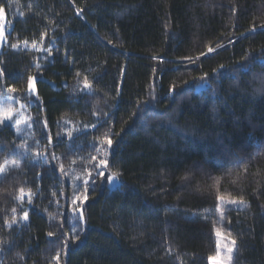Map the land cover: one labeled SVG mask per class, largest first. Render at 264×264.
I'll use <instances>...</instances> for the list:
<instances>
[{"label": "trees", "instance_id": "1", "mask_svg": "<svg viewBox=\"0 0 264 264\" xmlns=\"http://www.w3.org/2000/svg\"><path fill=\"white\" fill-rule=\"evenodd\" d=\"M0 9V264H264V0Z\"/></svg>", "mask_w": 264, "mask_h": 264}, {"label": "rangeland", "instance_id": "2", "mask_svg": "<svg viewBox=\"0 0 264 264\" xmlns=\"http://www.w3.org/2000/svg\"><path fill=\"white\" fill-rule=\"evenodd\" d=\"M9 31V28L7 27V19H6V14L3 10L2 13H0V32H3L4 38L0 39V50L2 49V46L6 42V33ZM202 86H198L197 90H201ZM20 104H16L13 98H6L3 100L0 104V110H7V109H12L13 110V121L12 122H5V123H11L14 126L19 127V134L26 133L28 130H30V125L28 124V116L26 112L22 109H20ZM16 119H19L21 123L17 126L15 125L14 121ZM4 123V124H5ZM3 124H0V126ZM12 166V165H9ZM118 185V180L112 179V181L109 183L110 188H115ZM222 206L225 207H234V208H243L244 206H238V205H231L227 204L226 202L221 203ZM220 232V231H219ZM222 234V232H220ZM219 241L220 247H217V252L216 255L213 259L209 260V264H217V261L220 262V264H232V259L234 256V251L232 253L227 252V247H232L231 245V240L227 239L224 237L222 234L221 236H217L216 234V245L217 242ZM227 245V247H225ZM219 252V256L217 255ZM231 256V260L228 259V257Z\"/></svg>", "mask_w": 264, "mask_h": 264}, {"label": "snow or ice", "instance_id": "3", "mask_svg": "<svg viewBox=\"0 0 264 264\" xmlns=\"http://www.w3.org/2000/svg\"><path fill=\"white\" fill-rule=\"evenodd\" d=\"M3 12V9H0V13ZM4 38V34L3 32H0V39H3ZM15 47V45L13 46ZM209 51H212V49L210 48ZM28 87H29V91L30 93H33L35 92V87H34V78L32 77H29V82H28ZM85 87H90V85L87 84V82H85ZM10 91L12 92H15L16 89L15 88H12V89H9ZM12 122L13 121V110L12 109H7V110H0V124H4L5 122ZM15 125H19L21 123V121L19 119H16L14 121ZM17 131L19 132V127H17ZM107 143L109 145H111V140L108 139L107 140ZM7 164V162H6ZM12 164L15 166V167H19V164H17L15 161L12 162ZM63 171V169H61ZM7 171V168L6 166H0V174L2 173H5ZM100 175H103V173L101 172ZM0 179H2V177H0ZM109 181L111 182L112 181V177H109L108 178ZM87 183V181H85V184ZM23 192V190L21 189V193ZM20 199L22 200L23 199V196L20 197ZM217 199L219 201H222V202H226L227 204H231V205H238V206H247L246 205V202L243 200V198H240L239 200L237 199H227L225 198V196L223 195H220L217 197ZM29 203H31V200H29ZM13 212H15V209H13ZM28 218V214L25 212L24 214V217L23 219L27 220ZM221 219H223V214L221 213ZM12 222L15 223L16 222V217L15 215H13V218H12ZM11 225H9L10 227ZM217 236H221L222 234L219 232V230H217ZM49 235H52L51 233H49ZM235 244H236V241L235 240H232L231 241V245L232 247H227V245H225V247H227V252L228 253H232L234 250H235ZM217 247L219 248L220 247V244H219V241L217 242ZM219 256V252L217 254ZM58 258V257H57ZM229 260H231V256L228 257ZM217 264H220L219 261H217Z\"/></svg>", "mask_w": 264, "mask_h": 264}]
</instances>
